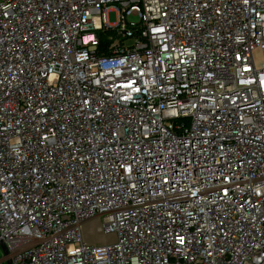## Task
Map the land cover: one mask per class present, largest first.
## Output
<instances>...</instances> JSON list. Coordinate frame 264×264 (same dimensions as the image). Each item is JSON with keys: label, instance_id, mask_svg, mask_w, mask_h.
<instances>
[{"label": "built area", "instance_id": "obj_1", "mask_svg": "<svg viewBox=\"0 0 264 264\" xmlns=\"http://www.w3.org/2000/svg\"><path fill=\"white\" fill-rule=\"evenodd\" d=\"M0 243L264 264V0H0Z\"/></svg>", "mask_w": 264, "mask_h": 264}, {"label": "rangeland", "instance_id": "obj_2", "mask_svg": "<svg viewBox=\"0 0 264 264\" xmlns=\"http://www.w3.org/2000/svg\"><path fill=\"white\" fill-rule=\"evenodd\" d=\"M107 18H108L109 22H115L116 21V15L114 12H109ZM133 19H135V18H133ZM88 238L90 240H94L96 242H100V241H103L106 239L104 236L100 235L99 233L92 234V236L88 235Z\"/></svg>", "mask_w": 264, "mask_h": 264}, {"label": "water", "instance_id": "obj_3", "mask_svg": "<svg viewBox=\"0 0 264 264\" xmlns=\"http://www.w3.org/2000/svg\"><path fill=\"white\" fill-rule=\"evenodd\" d=\"M0 247H1L2 251H3V253L6 254V249H5V247H4V245L2 243H0ZM5 262H6V264H11L8 259H6Z\"/></svg>", "mask_w": 264, "mask_h": 264}]
</instances>
